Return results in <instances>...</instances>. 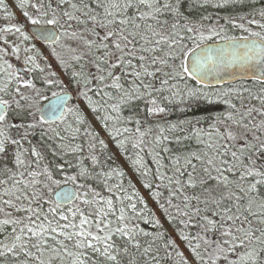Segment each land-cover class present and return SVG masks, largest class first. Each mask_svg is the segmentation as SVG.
<instances>
[{
    "label": "snow or ice",
    "instance_id": "6c2138e0",
    "mask_svg": "<svg viewBox=\"0 0 264 264\" xmlns=\"http://www.w3.org/2000/svg\"><path fill=\"white\" fill-rule=\"evenodd\" d=\"M246 2L0 0V264H264V8Z\"/></svg>",
    "mask_w": 264,
    "mask_h": 264
},
{
    "label": "trees",
    "instance_id": "16d2710c",
    "mask_svg": "<svg viewBox=\"0 0 264 264\" xmlns=\"http://www.w3.org/2000/svg\"><path fill=\"white\" fill-rule=\"evenodd\" d=\"M11 1H12V0H11ZM259 8H264V0H247V2L245 3V5L242 6V7L239 9V13L242 14V15H248L250 12L258 11ZM16 10H17V12H19V16H18V15L16 16L15 14H14V16H15L16 18H18V20H19L21 23H26V19H25V18L23 17V15H22V11H23V10H21V9H19V8H17V7H16ZM10 11H11V8H10ZM201 11H204V10H203V9H200L199 11L193 12V15H194V16H198V15L200 14ZM232 12H233L232 8L215 9V8H211V7H209V8H207L205 14H207V15H213V16H225V15H228V14H230V13H232ZM12 22H16V21H12ZM8 23H9V21L4 20L3 17L0 16V27H4V26H6ZM221 23H223L222 20H221ZM0 35H3V34H0ZM209 43H211V42H209ZM0 45H2V41H0ZM50 50H51V47L48 49V55H49V53H50ZM49 60H50V62L53 63V68H54L53 70H55V71H57V72H60L61 69L56 65L55 61L52 60V58H51L50 56H49ZM47 95H48V94H47ZM44 101H45V100H43L41 103H43ZM79 101H80L82 104H84V102H83L81 99H80ZM216 110H222V106H221V108H217ZM202 111H203V109L198 110V111H197V115L201 114ZM188 115L191 116L192 113H189ZM175 118H176L175 116H171V117H169V119H175ZM158 119H163V117H159ZM69 122H71V118H70V117H69ZM97 123L102 127V125H101L98 121H97ZM103 132H104V131H103ZM104 134H105V136L107 137L106 132H104ZM39 140H40L39 135L33 137V142H34V143H35V142H38ZM75 142H76V143H81V142L84 143V147H85L84 155L86 156V155H87V140H86V138H85V135H84V131H83V129H82L81 132L79 133V135H78V137H77V140H76ZM109 142H110V141H109ZM110 144H111V146L115 149V151H116V153H117V150H116L115 146H114L111 142H110ZM109 150L111 151V149H109ZM111 152H112V151H111ZM112 153H113V152H112ZM131 153H132V150L129 148V154H131ZM97 154H98V155H101L100 152H99V145H97ZM101 158L103 159V155H101ZM119 159H121L122 162H121ZM147 159H148V162L151 164V158L149 157V158H147ZM57 162H61V161L57 160ZM88 163H89V162L86 161V164H88ZM109 163H111V162H109ZM123 163H124V166L122 165ZM118 165H119V166H122L123 169H124L125 172H126V176H125V178H124L125 185H127L128 180L131 179V178L128 176V174H127V171L129 170V172L132 173V175H133V177H134L133 179H131L132 183H134L135 185H136V183H137L139 187H138L137 185H136V187L139 189L141 195L144 196L145 199H147V198L149 199V202H147L148 205H149V207L152 208L153 210H156L157 215H161L160 212H159V210H158V208H157V205H156L155 202L149 197V193H148V191L145 190V189L141 186L138 177L134 174L133 170L129 167V165H128L127 163L124 162V159H123L122 157H119V155H118V159L116 160L115 164H113V167H116V166H118ZM69 174H72V173H71V170H70ZM63 186H65V185H63ZM161 218H162V216H161ZM140 226L143 227V228H145L146 230H149V231L152 230L150 225H145V224H143L142 222H141V225H140ZM165 227H166V225H165ZM173 235H174V233H173ZM181 249L185 251V255H186V256H190L189 253H188V251H187V249H184V246H183V245H181ZM190 257H191V256H190Z\"/></svg>",
    "mask_w": 264,
    "mask_h": 264
},
{
    "label": "rangeland",
    "instance_id": "374dc122",
    "mask_svg": "<svg viewBox=\"0 0 264 264\" xmlns=\"http://www.w3.org/2000/svg\"><path fill=\"white\" fill-rule=\"evenodd\" d=\"M5 2H6V3H10V2H12V1H11V0H5ZM11 9H12V11L14 12L15 15H18V16H19V12H17L15 6L11 7ZM7 39H8V41H9V43H12V42L14 41V38H13V37H8ZM34 43H35V42H34ZM35 45H36V47L42 52V54L45 55V51H44L43 48L40 46V44L36 42ZM53 69H54V68H53ZM47 94H48V93H47ZM79 100H80V99H77V98H76V99H75V104H74V105L79 104V105H81V106L83 107V104H82ZM89 119L91 120V115H89ZM91 122H92V124L94 125L95 129L100 133V138H101V139H105L106 142L109 143V149H111V151H112L113 153H116L115 149L111 146L110 142L108 141V138L105 136V134H104V132H103V130H102V127H101V126L97 123V121H95V120H92ZM117 155H118V154H117ZM119 160L121 161V159H119ZM121 162H122V161H121ZM122 165L124 166V163H123ZM127 174H128V176H129L131 179L134 178L133 175H132V173L129 172V170L127 171ZM136 185L138 186L137 183H136ZM138 187H139V186H138ZM146 200H147V202H149V199H148V198H147ZM166 227H169V226L166 224ZM169 231H171V228H169ZM188 258L191 259L190 256H188Z\"/></svg>",
    "mask_w": 264,
    "mask_h": 264
},
{
    "label": "water",
    "instance_id": "95a60500",
    "mask_svg": "<svg viewBox=\"0 0 264 264\" xmlns=\"http://www.w3.org/2000/svg\"><path fill=\"white\" fill-rule=\"evenodd\" d=\"M36 29L33 28L32 32H35ZM35 36V35H33ZM37 38L38 41H40L43 45L46 46H51V44L47 41L41 40L38 36H35ZM230 72H236V69H230ZM231 80L233 83H237V82H241V78L239 77L238 73L237 75H233V76H229L227 74H224V79L223 80H216V79H212V84L214 85V88H219V87H223L225 85H229L228 81ZM71 95V94H70ZM72 99H70L68 101V103H70ZM48 103V101L46 103H44V105H46ZM65 187H72V186H65Z\"/></svg>",
    "mask_w": 264,
    "mask_h": 264
},
{
    "label": "flooded vegetation",
    "instance_id": "af4514ba",
    "mask_svg": "<svg viewBox=\"0 0 264 264\" xmlns=\"http://www.w3.org/2000/svg\"><path fill=\"white\" fill-rule=\"evenodd\" d=\"M260 9H262V8H259L258 10H260ZM257 19H259V17H257ZM253 28H254V30H258V29H255V26H253ZM229 35L242 36V35H247V33H243V32H241L239 29H236V30H230V31H229ZM17 36H18V34H14V36H13L14 41H17ZM34 42H35V43H36V42L39 43L34 37H32L31 43L35 44ZM39 44H40V43H39ZM40 46H41V47L43 48V50L45 51V55H46V56H49V55H48V49H49V47H47V46H43V45H41V44H40ZM23 55H24V53H21V57H22V58H23ZM15 63L17 64V67H18V68L22 67V64H21L20 62L16 61ZM27 78H31V76H29V77H27ZM72 95H74V94H72ZM48 96L51 97V92L48 93ZM45 101H46V100H45ZM45 101H44L43 103H45ZM70 105H71V104H70Z\"/></svg>",
    "mask_w": 264,
    "mask_h": 264
}]
</instances>
